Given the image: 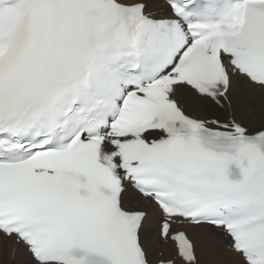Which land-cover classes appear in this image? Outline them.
I'll list each match as a JSON object with an SVG mask.
<instances>
[{"label": "snow or ice", "instance_id": "6c2138e0", "mask_svg": "<svg viewBox=\"0 0 264 264\" xmlns=\"http://www.w3.org/2000/svg\"><path fill=\"white\" fill-rule=\"evenodd\" d=\"M0 264H264V0H0Z\"/></svg>", "mask_w": 264, "mask_h": 264}]
</instances>
